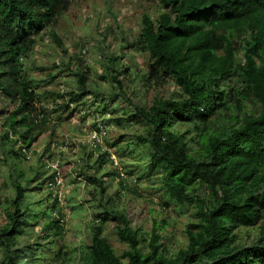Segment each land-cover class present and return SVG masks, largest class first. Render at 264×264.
I'll use <instances>...</instances> for the list:
<instances>
[{"label":"trees","instance_id":"16d2710c","mask_svg":"<svg viewBox=\"0 0 264 264\" xmlns=\"http://www.w3.org/2000/svg\"><path fill=\"white\" fill-rule=\"evenodd\" d=\"M158 2L162 10L156 15L143 12L135 43L125 41L121 48L135 46L148 53L151 61L141 76V88L156 93L149 105L136 103L118 78L120 71L113 69L110 79L117 91L111 96L134 105L127 118L135 129L129 137L108 138L105 132L103 148L97 140L90 145L87 158L97 156L88 165L94 169L88 175L94 184L90 194L102 208L89 226L90 243L74 264H264V0ZM69 4L70 0H0V92L14 104L4 124L9 145L2 143L1 150L13 196L2 207L0 245L5 256L0 264H16L18 249L22 250L16 235L27 232L38 215H49L40 200L27 201L28 185L39 178L44 154L29 169L20 158L39 136L35 130L39 121L31 118L39 92L23 60L32 54L36 34L50 28ZM49 35L65 51L61 39L54 32ZM120 56L110 59L111 64ZM122 66L124 73L128 67ZM72 73L77 89L71 91L70 102L92 104L87 97L93 94L99 100L104 95L93 93L81 67ZM167 84L178 94H158ZM106 105L95 106L99 117L94 118V130L101 132V124L106 129L110 122L129 124L128 119L110 117L113 109L105 111ZM133 157L136 163L127 164ZM117 162L123 164L114 167L121 189H130L127 178L137 185L144 173L157 174L154 180L163 190L165 207L189 217L184 245L171 248L163 238L167 218L153 217L150 231L144 232L131 225L124 209L110 205L109 196L102 201L106 187L102 178L109 174L102 165ZM100 169L104 175L97 174ZM50 177L46 188L57 203ZM36 184L42 186L43 181ZM108 219L116 221V235L127 245L120 254L103 232ZM57 222L49 215L39 237L48 239ZM242 228H255L256 236L242 241ZM59 256L60 251L53 254L54 259Z\"/></svg>","mask_w":264,"mask_h":264},{"label":"rangeland","instance_id":"374dc122","mask_svg":"<svg viewBox=\"0 0 264 264\" xmlns=\"http://www.w3.org/2000/svg\"><path fill=\"white\" fill-rule=\"evenodd\" d=\"M161 10L158 0H70L67 11L60 14L50 28L36 34L38 41L32 54L24 59L23 63L32 79L35 80L36 90L39 92V101L31 116L39 121L35 124L37 126L35 130L39 132V136L27 150L29 158L24 156L20 158L23 160V166L28 169L37 164L39 154H44L43 159L58 158L63 180L59 188L61 195L59 203L54 202L46 188L45 181L49 174L44 169L41 170L38 178L43 181L42 186H37L38 179L29 183L26 191L27 201L40 200L38 203L40 207L48 211L50 216L58 218L59 226L50 230L48 239L47 236L44 239L39 237L43 233L42 222L47 221L49 215H38L34 224L26 228L27 232L16 235L18 248H22V250L18 249L16 254V264H74L81 250L90 243L89 226L93 222L96 211L102 208L96 196L90 194L94 191V184L90 182L88 175L94 172V169L88 168V165L94 164L97 158L95 154L87 158L90 145L97 140L101 144L99 149L103 148L105 132L108 138H114L119 134L129 137L135 129L134 121L127 118L134 112V105L122 97L112 98L111 93H115L117 87L110 76L116 68L118 72L120 71L118 78L125 84L128 96L140 105L147 106L151 103L156 90L141 88V76L146 70L147 63L151 61L150 56L135 46L125 47L123 50L121 48L126 42L135 43L141 29L140 17L143 12L156 15ZM51 32L61 39L65 51L51 40L49 35ZM118 56L120 58L111 64L110 59ZM122 64L128 67L124 73ZM79 67L87 72L93 93L98 91L104 93L98 98L99 100L93 98V94L87 97L86 99H93L92 104L81 102L82 104L79 105L70 102L71 91L77 89L76 77L72 71ZM50 75L56 76L52 79ZM170 93L178 94L172 84L158 89V94L161 96H167ZM66 103L68 106L64 108ZM102 104H107L105 111L109 112L113 109L109 112L110 117L115 119L121 117L122 122L128 119L129 124L110 122L106 129L101 124V132L94 130V118L99 117L95 106L98 105L101 108ZM13 106L14 104L9 103V100L0 92L1 225L5 223L2 207L6 205L7 199L13 196L9 168L2 160L1 151L2 143L5 147L9 145L3 134L8 113ZM40 110L43 111V116ZM51 143H53L52 146ZM47 146L48 149L45 150ZM112 157L117 160L114 154ZM144 160L140 159L139 162L142 163ZM135 163L134 157L127 162L133 165ZM80 166L82 170L79 171ZM102 166H104L101 168L102 171L109 172L102 178L106 186L102 201L109 196L112 200L110 205L114 203L118 209H124L131 219V225L138 226L144 232L150 231L153 217L167 218L169 224L163 231L165 241L175 249L186 243L184 227L189 217L187 214L174 211L172 206L165 207L163 190L158 187L159 181L154 180L157 174L147 176L144 173L141 182L137 185L127 178L130 189L126 190L121 189L119 178L114 176V172L118 171L123 164L117 162L111 166L105 163ZM101 169L97 174L103 173ZM85 172V175L81 174ZM160 210L163 212H158ZM37 211V208L33 209L34 213ZM115 225L116 221L106 220L103 232L116 253L120 254L127 249V245L118 239ZM255 236V228L239 230L242 241H250ZM37 243L45 244L40 246ZM56 251H60L58 259L53 258ZM4 254L5 251L0 245V261Z\"/></svg>","mask_w":264,"mask_h":264},{"label":"built area","instance_id":"2783aa9c","mask_svg":"<svg viewBox=\"0 0 264 264\" xmlns=\"http://www.w3.org/2000/svg\"><path fill=\"white\" fill-rule=\"evenodd\" d=\"M47 167H49L53 171L52 181L49 184L52 185L53 189H56L54 190V194L56 195L57 200L61 202V195L59 188L62 184L63 174L58 165V162L56 161H49Z\"/></svg>","mask_w":264,"mask_h":264},{"label":"clouds","instance_id":"9594fccd","mask_svg":"<svg viewBox=\"0 0 264 264\" xmlns=\"http://www.w3.org/2000/svg\"><path fill=\"white\" fill-rule=\"evenodd\" d=\"M8 138L9 139H13V136L12 135H8ZM52 144L53 143H51V146H52ZM28 149H24L23 151L26 153V156H25V158H29V151H27ZM49 161H56V162H58V165H59V167H60V163H59V159L58 158H55V157H45L44 159H43V169H44V171L47 173V174H49L48 176H51L49 179H52V176H53V171L49 168V167H47V164H48V162ZM61 169V168H60ZM49 182V181H48ZM46 185H48V183H46ZM53 192H54V190H53Z\"/></svg>","mask_w":264,"mask_h":264}]
</instances>
